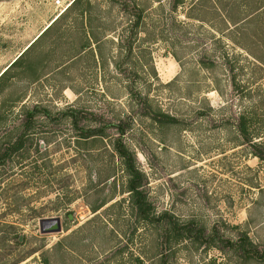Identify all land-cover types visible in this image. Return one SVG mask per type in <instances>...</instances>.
Wrapping results in <instances>:
<instances>
[{
  "label": "rangeland",
  "instance_id": "374dc122",
  "mask_svg": "<svg viewBox=\"0 0 264 264\" xmlns=\"http://www.w3.org/2000/svg\"><path fill=\"white\" fill-rule=\"evenodd\" d=\"M73 1L0 0V76L60 16L0 77V264H264L228 243L264 250V30L224 17L249 0H77L61 16ZM118 142L155 217L214 245L140 217Z\"/></svg>",
  "mask_w": 264,
  "mask_h": 264
},
{
  "label": "trees",
  "instance_id": "16d2710c",
  "mask_svg": "<svg viewBox=\"0 0 264 264\" xmlns=\"http://www.w3.org/2000/svg\"><path fill=\"white\" fill-rule=\"evenodd\" d=\"M75 2H77V0H74L72 4L61 14V16H63L65 12H67L75 4ZM18 59L16 61H18ZM16 61L10 64L6 69V71L14 63H16ZM6 71L0 77H2L6 73ZM162 116H163L161 117L162 119L173 120V117H170L168 115L162 114ZM156 118L159 119L160 116H156ZM240 129L245 136L249 137L250 132L248 129V119L246 116L242 117V121L240 123ZM95 132L96 131L94 130L85 131L83 137L90 138L92 136H95V134H97ZM116 149L120 154V156L123 158L126 170L130 176L128 188L129 191L132 193L133 203L135 204L137 212L142 219L149 222H154L155 220H157L160 224L161 223L167 224L168 228L166 230L167 231L166 235L168 241L170 240V238L174 237L177 239L183 238V239H192L195 241L207 242V244L209 245L215 244V238L212 235L206 236L203 229L196 228L190 223L182 225L178 221L172 220L171 218L168 219L164 215H162L161 217H155V215L152 212L151 204L147 201L146 195L144 194L143 190L140 189V184L138 182L139 180H141V173L135 166L134 157L131 155V153L122 143L118 142ZM254 150H255V155L258 156L260 159L264 160V149L262 147V143H254ZM228 243L229 246L231 248L236 249L238 254L243 258L248 260L255 259L259 261H264V250L260 251L256 247H254L253 242L247 233L243 234L237 241L228 240Z\"/></svg>",
  "mask_w": 264,
  "mask_h": 264
},
{
  "label": "crops",
  "instance_id": "0c3cea01",
  "mask_svg": "<svg viewBox=\"0 0 264 264\" xmlns=\"http://www.w3.org/2000/svg\"><path fill=\"white\" fill-rule=\"evenodd\" d=\"M244 11L247 13V16L242 19H237L238 16ZM226 13V12H225ZM242 13V14H243ZM225 21L230 25L238 26L240 23L248 21L251 24V27H248L249 30H255L256 32H260L264 30V0H249L245 6L240 4L237 12H232L229 16H224ZM60 16H55L46 26H44L38 33L33 37V40L28 44V46L19 54V56L15 59L17 60L32 44L36 43L40 40V38L53 26V22L55 20H59ZM236 18V19H235ZM262 33H255L253 35H249L250 37H261ZM254 51H250L252 53Z\"/></svg>",
  "mask_w": 264,
  "mask_h": 264
},
{
  "label": "water",
  "instance_id": "95a60500",
  "mask_svg": "<svg viewBox=\"0 0 264 264\" xmlns=\"http://www.w3.org/2000/svg\"><path fill=\"white\" fill-rule=\"evenodd\" d=\"M41 232L54 233L62 230L61 218H45L40 221Z\"/></svg>",
  "mask_w": 264,
  "mask_h": 264
}]
</instances>
